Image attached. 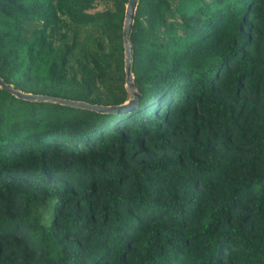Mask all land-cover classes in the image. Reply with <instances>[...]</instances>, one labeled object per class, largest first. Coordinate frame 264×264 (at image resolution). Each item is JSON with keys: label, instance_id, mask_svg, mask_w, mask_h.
<instances>
[{"label": "trees", "instance_id": "obj_1", "mask_svg": "<svg viewBox=\"0 0 264 264\" xmlns=\"http://www.w3.org/2000/svg\"><path fill=\"white\" fill-rule=\"evenodd\" d=\"M125 1L0 0V77L122 102ZM129 38L127 112L0 87V264H264V0H137Z\"/></svg>", "mask_w": 264, "mask_h": 264}, {"label": "water", "instance_id": "obj_2", "mask_svg": "<svg viewBox=\"0 0 264 264\" xmlns=\"http://www.w3.org/2000/svg\"><path fill=\"white\" fill-rule=\"evenodd\" d=\"M136 3L137 0L125 1L122 21H121L120 34H121V43H122V61H123L122 69L124 73V85L126 86V89L128 90V94H129L122 102L101 104V103H92L80 99L55 96L45 93L26 92L13 87L10 83L4 82L1 77H0V87L9 91L16 97L27 100H47L64 105L88 108L101 112L124 113L133 109L136 104V98L138 96V92L135 89L134 83L132 81V72H131L132 45L129 38V32L133 20V14Z\"/></svg>", "mask_w": 264, "mask_h": 264}, {"label": "rangeland", "instance_id": "obj_3", "mask_svg": "<svg viewBox=\"0 0 264 264\" xmlns=\"http://www.w3.org/2000/svg\"><path fill=\"white\" fill-rule=\"evenodd\" d=\"M102 3H100V2H95V4H94V7H93V9L95 8V9H100V8H102ZM129 94H128V90H127V96H128ZM34 212H36L38 215H39V217H40V221H45L46 219H47V216H48V213H49V211H48V206H37V207H35L34 208Z\"/></svg>", "mask_w": 264, "mask_h": 264}]
</instances>
